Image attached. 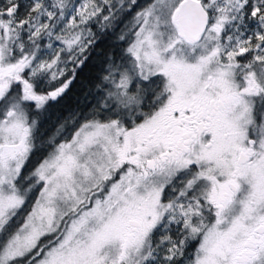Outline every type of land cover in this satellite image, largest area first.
Instances as JSON below:
<instances>
[{
  "label": "snow or ice",
  "instance_id": "obj_1",
  "mask_svg": "<svg viewBox=\"0 0 264 264\" xmlns=\"http://www.w3.org/2000/svg\"><path fill=\"white\" fill-rule=\"evenodd\" d=\"M0 264H264V0H0Z\"/></svg>",
  "mask_w": 264,
  "mask_h": 264
},
{
  "label": "trees",
  "instance_id": "obj_2",
  "mask_svg": "<svg viewBox=\"0 0 264 264\" xmlns=\"http://www.w3.org/2000/svg\"><path fill=\"white\" fill-rule=\"evenodd\" d=\"M79 93L78 87H74L73 90L68 94V96L63 101L65 109L75 107L76 96Z\"/></svg>",
  "mask_w": 264,
  "mask_h": 264
}]
</instances>
